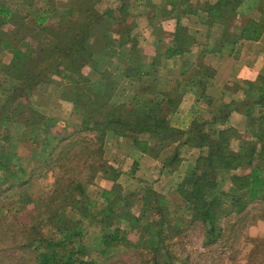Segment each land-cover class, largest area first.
I'll return each instance as SVG.
<instances>
[{
  "label": "trees",
  "instance_id": "trees-1",
  "mask_svg": "<svg viewBox=\"0 0 264 264\" xmlns=\"http://www.w3.org/2000/svg\"><path fill=\"white\" fill-rule=\"evenodd\" d=\"M99 1L68 0L58 21L46 24L38 22L35 16L26 20L0 4V19L13 25L9 30L0 27V53H11L8 63L0 61V72L13 80L0 106V125L4 121L22 123L19 143L24 147L27 140L34 147L25 150V155L57 173L50 195L55 204L47 210L46 217L39 218L38 228L35 227L39 230L37 238L30 239L27 246L37 243L36 264H99L85 259L83 220L68 215L67 210L73 209L82 218H88L89 223L98 225V249L102 256H107L112 248L124 246L137 255L135 264H174V254L166 239L176 235L180 228L172 224L162 193L150 185L124 192L113 180L111 189L101 191L102 207H91L85 186L94 183L98 172L112 173L110 179L118 175L115 165L104 158L105 137L111 133L128 138L136 150L154 158L165 147L175 145L162 162L165 167L179 163L182 145L201 150L177 182L175 191L190 214L187 222L197 221L204 226V244L209 246L223 236L221 216L242 213L252 201L264 199V74L257 84H251L250 91L255 93L251 99L242 100L241 104L235 100L225 103L210 121L193 120L185 130L173 127L162 112L167 106L175 109L182 94L158 88L154 76L160 62L157 57L151 63L143 61L139 40L132 33L134 22L128 6L131 0H119L116 7L105 11L97 9ZM184 1L169 0L170 8L161 10L163 16L176 11L177 20L166 57L187 51L194 42L177 12L197 9H181ZM243 1L217 0L200 9L207 13V23H218L223 33L234 32L239 39H258L264 32V0L256 4L259 18L248 17L242 23L237 8ZM115 54L121 57V66L108 68L104 62L107 64ZM123 79H130L137 86L130 88L128 100L114 103L113 97ZM43 82L61 87V98L71 104L78 124L57 129L55 117L35 109L32 94ZM256 106L263 109L257 116L253 114ZM234 109L247 116L248 130L258 122L253 137L246 138L230 126L210 129L217 123L224 126ZM6 127L1 129L0 137L2 131L7 132ZM233 140H238L237 150L232 146ZM6 152L0 144V171L6 178L0 185L26 183L23 174L3 165ZM21 154L9 153L11 161ZM38 154L42 158L35 159ZM223 175L230 182L228 191L218 185ZM136 207L139 211H132ZM119 220L138 229L136 240L131 238L129 229L115 226ZM44 226L47 231L41 234L39 227Z\"/></svg>",
  "mask_w": 264,
  "mask_h": 264
},
{
  "label": "rangeland",
  "instance_id": "rangeland-1",
  "mask_svg": "<svg viewBox=\"0 0 264 264\" xmlns=\"http://www.w3.org/2000/svg\"><path fill=\"white\" fill-rule=\"evenodd\" d=\"M38 1L44 2L43 0ZM257 2L258 0H246L244 3L242 2L243 4L237 8L238 15L245 17L246 15L244 14H249L248 16L250 17L259 18L260 12L257 10ZM0 4L22 15L28 10L24 7L21 0H0ZM52 4L54 6L56 0H53ZM61 10L62 5L58 2L56 9L54 8L47 15H50V19L54 20ZM0 27L4 30H9L13 28V25L9 22H4L1 18ZM9 59L10 55L8 52L0 53V61L8 63ZM200 72L201 71H198L197 74L200 75ZM206 72L211 73V70L207 68ZM194 76L198 77L197 75ZM0 79L2 80V88H0L1 106L7 96L6 90L8 86L13 83V80L4 76L2 72H0ZM53 80L59 81L57 77H53ZM42 85L44 87L41 91L43 93L42 95L45 97V102L48 100L49 105L60 104L59 108L62 109V112L64 111L62 116H55L56 120L54 119L53 121L56 123L57 129L64 128L59 126H68V128H70L69 126L72 124H78L79 118L72 112L69 114L67 110L68 105L64 102L57 103L56 101L61 91L60 87L56 86L53 82H46ZM129 94L130 90L128 95ZM35 97H37L36 89L32 94V101ZM205 99L206 98H203V100ZM202 103H206V100ZM259 108V106L254 108V115L257 116L258 113L263 112V109L260 108L259 110ZM175 109L167 106L162 112L164 113L163 115L167 116L171 125L175 122L172 118H169V116L174 113ZM194 111L193 114L199 113L200 106ZM205 118V120L210 121L212 117L206 114ZM202 120L204 119L199 121ZM228 121L229 117L224 126L217 123L216 125H212L210 129L215 130L225 126L235 128L228 123ZM247 121L246 119V126ZM237 122L238 120L235 119L231 121V123ZM6 123L7 121H4V123L2 122V125H0V131L4 125L7 126V132L3 133L2 131L3 135L0 137V144L5 146L11 154L16 151L22 154L17 155L18 157L11 161L9 153L6 152L8 154L6 155L7 160H4L3 165L9 166L12 170L23 174L22 176L26 180V183L20 185L19 181H16L12 187L0 185V264H36L34 246L37 243L33 244L32 247L27 246V244L30 239L37 238L36 236L39 230L35 227L38 228L37 222L39 218L46 217L47 210H51L55 204V201H50V195L54 186V176L57 173L55 172L54 174V171L46 170V168L40 166L36 160L32 161L30 156L25 155V150L28 152L34 147H31L32 145H30V142L27 140H24V144H22L24 147L20 145L19 139L24 128L22 123ZM257 126L258 122H256L252 128L250 127L249 130L246 127L237 130L246 138H251L253 137V130H256ZM207 127L209 128V126ZM7 134L8 140H5ZM240 144L242 145V143ZM174 146L175 145L165 147L160 151V155L157 158L160 165L156 164L154 168L153 166L148 168V165L144 164V169L138 168L137 173L136 169L138 163L135 164L136 161L129 164L127 158L119 153L117 154L112 151L104 152V158L113 166L115 165L114 167L118 175L115 179H110L112 173L105 175V173L98 172L94 183L85 186L84 191L93 203L91 207L95 210L102 207L103 200L101 191L102 189H111L114 181L121 186L124 192L132 191L146 185H150L154 190L160 193H162L164 189V193L162 194L165 196L167 211L169 212L170 218L173 220L172 224L180 228L178 233L181 231L180 234L177 233L166 239L169 248L174 254V264H264V199L252 201L242 213L232 212L221 216L219 224L223 229V236L214 244L206 246L204 244V226L197 221L192 223L187 222L190 214L185 208L182 198L175 191V186L179 181L177 178H181L184 175L189 166L194 163L201 150L192 149L184 145L180 146V161L176 167L180 169L181 175L180 172H178V175L175 174L176 180L174 179L173 181V178L168 179V171H165L167 169H162V167H165L162 162L170 156ZM232 146L237 150L240 146L238 140H233ZM22 148H24V150H22ZM43 150L47 152V149ZM36 158H42L41 154H38L35 159ZM183 160H185V162L181 163ZM235 172L240 171L237 170ZM5 179L4 172L0 171V183ZM166 180L168 181L166 182ZM218 185L223 190H229L230 182L226 175L220 178ZM132 211L137 212L139 210L136 207V209L134 208ZM67 213L75 219L83 220L85 232L84 244L87 250L85 255L86 260H94L99 264H135L134 262L137 261V255L134 251L124 246L112 248L107 256H102L98 249L100 235L98 225L89 223L88 218H82L79 213L73 209H68ZM177 218L179 219L178 222H176ZM115 226L129 229L133 240L138 238L139 231L137 228H131L134 227L133 225L119 220L116 222ZM39 228L41 234H45L47 231L45 226Z\"/></svg>",
  "mask_w": 264,
  "mask_h": 264
},
{
  "label": "crops",
  "instance_id": "crops-1",
  "mask_svg": "<svg viewBox=\"0 0 264 264\" xmlns=\"http://www.w3.org/2000/svg\"><path fill=\"white\" fill-rule=\"evenodd\" d=\"M21 1L24 7L28 9L27 12L23 13L25 19L31 20L35 16L38 22L44 24L58 21L65 4L68 2V0H56V4L53 6V0H43V3L42 1L31 0L30 4ZM215 1L217 0H185L180 5L181 9L190 7L197 9L195 12L188 10H185V13L177 12L181 15V21L187 27V33L194 42L187 51L170 57L165 55L167 48L172 43L171 35L175 31L176 11L169 16L161 14L164 7L170 8L169 0H131L128 2L130 18L134 22L132 33L139 40L143 61L151 63L155 57L160 60L155 67L156 70H154L158 88L163 91H175L182 94L177 108L169 116L175 122L172 125L180 129H187L193 120H205L206 114L211 117L216 115L223 104L232 100L241 104L242 100L251 99L255 95L254 90L251 89L250 91L251 84H257L259 77L261 78L264 74V32L255 40L239 39L234 32L223 33L218 23L209 25L206 19L207 13L202 11L200 7ZM58 2L62 5V10L56 19L51 20L50 15L47 14L54 8L56 9ZM118 4L119 0H106V2L100 0L96 6L98 10L105 11L116 7ZM10 10L13 12L11 8ZM244 15L246 16L238 15L242 23L250 17L249 14ZM239 31L236 30L235 32L239 33ZM9 55L11 58V53ZM121 63V57L119 54H115L107 64L104 62V65L108 68H114L118 65L121 66ZM205 68L210 69L211 73H207ZM198 71H201L200 75L197 74ZM45 83H40L36 87L37 97L33 99L35 109L45 116H62L64 111L62 112V109L59 108L60 104L49 105L48 100L45 102V97L41 91L44 87L42 84ZM131 83L135 85H130ZM134 86H137V83L130 79H123L112 101L119 103L128 100L132 93L130 88ZM129 90L130 94L128 95ZM60 94L61 91L56 101L67 104V110L70 114L72 112L71 104L62 99ZM203 98H206V103H202L205 101ZM198 106H200V112L193 114ZM234 119L238 122L231 123ZM246 119L247 116L241 110L234 109L229 115L228 123L236 129L247 128ZM104 148L105 152L112 151L123 155L129 164L136 161L135 164L138 163L136 173L138 168L144 169V164H147L148 168L150 166L154 168L156 164L160 165L157 158L136 150L128 138L108 133L105 137ZM184 162L185 160L181 161V163ZM176 165L162 167L163 170L167 169L165 171H168V179L173 178V181L176 180L175 174L178 175L180 172L181 175V171ZM177 179L180 180V178ZM163 191L164 189L162 193H164Z\"/></svg>",
  "mask_w": 264,
  "mask_h": 264
}]
</instances>
